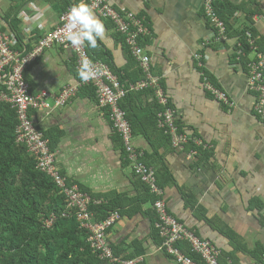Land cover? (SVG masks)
Masks as SVG:
<instances>
[{"label":"crops","instance_id":"0c3cea01","mask_svg":"<svg viewBox=\"0 0 264 264\" xmlns=\"http://www.w3.org/2000/svg\"><path fill=\"white\" fill-rule=\"evenodd\" d=\"M204 1L110 0L115 9L146 18L151 37L143 42L152 58V74L162 81L177 111L180 131L213 146L208 150L212 153L210 161L195 166L196 158H190L191 152L168 147L163 137L154 134L158 155L175 180L174 185L163 189L168 208L178 220L228 253L232 251L230 241L195 218L186 207L184 193L205 208L208 218L218 219L242 236L249 248L264 244V210L252 209L253 200L264 202V121L255 110L257 95L249 89L248 65L236 59L238 41H217L215 30L204 17ZM223 1L238 8L246 6L237 16L235 29L248 27L252 16L254 28L264 41V0ZM79 2L0 0V30L13 36L16 29L22 48L26 52L33 50L60 26L67 4ZM100 20L106 27V39L99 41L100 52L110 56L117 70L133 72L123 38L112 23ZM197 54L204 56L203 69L195 59ZM76 62L71 51L60 47L47 51L26 71L32 93L77 85L80 78ZM204 70L210 81L228 94L232 107L205 90ZM33 117L44 134L57 139L58 166L81 190L126 200L141 197L143 187L126 159L122 137L107 112L99 108L94 88H83L62 109L51 113L39 110ZM134 143L145 156L155 154L143 133L135 135ZM155 222L153 205L147 203L141 213L123 217L108 233V239L125 254L134 252L132 245L139 242V248L144 250L137 258L141 260L139 264H177L159 250ZM239 257L241 264H254L245 255Z\"/></svg>","mask_w":264,"mask_h":264},{"label":"built area","instance_id":"2783aa9c","mask_svg":"<svg viewBox=\"0 0 264 264\" xmlns=\"http://www.w3.org/2000/svg\"><path fill=\"white\" fill-rule=\"evenodd\" d=\"M86 2L93 8L98 18L113 24L116 32L124 38L126 46L144 75L135 83L123 84L109 65L91 59L86 45L79 50L73 49L64 40V24L68 12L63 14L60 26L42 38L30 52L15 51L17 38L9 33L0 32V87H2L0 102L10 104L17 112L19 122L16 129L17 143L26 146L28 152L36 159L37 168L50 176L63 191L67 205V211L63 216L73 214L76 217L79 227L89 233V243L101 259L109 261L110 264H139L140 259L123 260L115 256L108 239V233L122 220V215L115 211L106 220L95 221L90 208L92 205L101 204L102 200L94 199L90 194L82 191L79 184L71 183L70 178L58 166L57 152L51 149L50 141L31 115L32 112L39 110L51 113L62 109L71 104L83 88L93 87L99 108L107 112L113 128L122 137L126 159L137 177L159 197L153 205L157 214L156 228L162 239L159 250L177 264H196L180 248V244L185 242L206 264H222V250L211 240L199 236L169 210L164 190L157 182L156 169L145 163V152L135 146V134L126 111L121 107V101L129 92L151 89L155 92L158 103L163 107V111L158 115V125L170 134L174 149L184 151L190 143L207 151L213 146L180 131L177 111L171 106L162 81L153 76L152 58L142 46V42L151 37L150 25L146 18L126 10L115 9L110 0H86ZM222 2L223 0H205L203 5L204 17L215 30L217 41L229 39L227 25L221 21L216 12V6ZM22 19L25 21L24 18ZM55 47L73 52L77 58V68L83 58L91 59L100 74L87 84L80 80L77 85H67L58 91L44 90L38 95L33 94L25 73L42 55ZM254 55L256 56L249 65V89L257 95L255 110L257 116L264 121V54L256 49ZM195 59L199 68L203 69L204 56L197 54ZM202 76L205 90L219 102L232 107L228 94L210 81L205 70L202 71ZM197 155V151L189 154L193 159ZM55 220L56 217L53 215L46 220V225L52 227Z\"/></svg>","mask_w":264,"mask_h":264},{"label":"trees","instance_id":"16d2710c","mask_svg":"<svg viewBox=\"0 0 264 264\" xmlns=\"http://www.w3.org/2000/svg\"><path fill=\"white\" fill-rule=\"evenodd\" d=\"M72 6L73 4L68 3L63 14L67 13ZM245 7L238 8L228 1H223L216 6V12L221 21L227 25L228 37L238 41L236 59H240L249 68L251 57L256 49L264 54V41L259 38L254 28L252 16L249 17L248 27L243 30L235 29L237 16L239 12L245 10ZM0 32L4 31L0 30ZM13 35L18 40L14 50L24 52L25 48H22L23 43L16 29L13 30ZM123 41L125 44L124 38ZM142 46L148 45L142 42ZM126 49L130 58L129 68H134L133 72L129 73L128 69L117 70L110 56L100 52V47L99 50H92L87 46L91 59L109 65L123 84L135 83L143 77V72L127 46ZM30 51L32 50H27V52ZM162 86L164 87L163 83ZM1 90L2 87H0ZM94 93L96 95L95 89ZM121 107L126 111L134 134L146 135L155 150V154L145 156L144 161L156 169L159 187L164 189L174 185L175 180L161 161L158 155L159 148L155 143L154 134L163 137L166 146L173 148L170 134L158 125V115L163 111V107L158 103L155 92L151 89L129 92L121 101ZM31 115L34 116V112ZM18 124L16 110L10 104L0 102V264H110L109 261L101 259L92 249L89 233L79 227L76 217L73 214L63 216L67 211L66 197L55 181L37 168V161L28 152L26 146L17 143ZM44 135L50 141L51 149L55 151L57 139L54 141L49 133ZM185 151L198 152L195 166L207 163L212 158L211 152L198 148L193 143L188 144ZM140 183L143 192L141 197L135 200H126L118 195L101 197L90 194L94 199L102 200L101 204L92 205L90 208L95 221L102 222L115 211H118L122 217H134L143 211L147 203L154 205L159 197L153 194L150 187L141 180ZM184 197L186 207L193 211L195 218L204 221L230 241L232 251L226 253L222 250V264L229 262L241 264L239 255L249 257L254 264H264L263 243L249 248L243 237L229 226L218 219L208 218L205 208L199 206L193 196L184 193ZM252 209L264 210V202L258 199L253 200ZM154 214L157 222L155 211ZM53 215L56 220L49 228L46 220ZM156 222L155 234L161 244L162 239L156 228ZM191 229L196 232L193 228ZM110 244L115 256L123 260H135L144 254V250L139 248V242L132 245L135 251L131 254H125L118 249V246ZM180 248L196 264H206L200 255L192 252L188 243H181Z\"/></svg>","mask_w":264,"mask_h":264},{"label":"clouds","instance_id":"9594fccd","mask_svg":"<svg viewBox=\"0 0 264 264\" xmlns=\"http://www.w3.org/2000/svg\"><path fill=\"white\" fill-rule=\"evenodd\" d=\"M105 39V24L96 16L86 0L73 4L65 17L64 40L75 50L85 45L92 50H97L100 47L98 41ZM77 74L80 80L87 84L96 79L100 72L91 59L85 57L77 68Z\"/></svg>","mask_w":264,"mask_h":264}]
</instances>
